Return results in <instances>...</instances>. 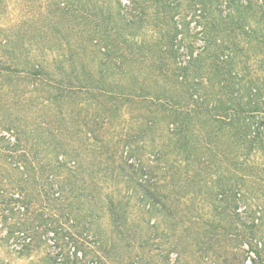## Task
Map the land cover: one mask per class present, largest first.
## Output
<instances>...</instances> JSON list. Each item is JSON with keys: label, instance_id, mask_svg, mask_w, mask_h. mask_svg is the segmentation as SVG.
Segmentation results:
<instances>
[{"label": "trees", "instance_id": "obj_1", "mask_svg": "<svg viewBox=\"0 0 264 264\" xmlns=\"http://www.w3.org/2000/svg\"><path fill=\"white\" fill-rule=\"evenodd\" d=\"M46 4L0 22V264H264V206L215 202L264 195V0Z\"/></svg>", "mask_w": 264, "mask_h": 264}, {"label": "rangeland", "instance_id": "obj_2", "mask_svg": "<svg viewBox=\"0 0 264 264\" xmlns=\"http://www.w3.org/2000/svg\"><path fill=\"white\" fill-rule=\"evenodd\" d=\"M26 1L27 0H7L6 1V6L1 10V17H0V22L9 24V23H16V22H20L23 19V15L26 14ZM47 0H44V12L48 10L47 4H46ZM33 12H39V7H38V3L33 4L32 2V9ZM2 36H0L1 38ZM54 55H56V51L55 50H48L47 52V58L48 61L51 62L52 58H54ZM5 78L1 79L0 78V87H1V83L3 82V87L0 89V95L1 93L4 96V102L1 105L0 108V112L1 115L4 117L3 122H0V133L4 134V136H9L11 130H9V128H11V112L13 111V97L11 95V84L9 83V81H7ZM151 152H149L148 154H144L142 155V159L147 161V164L149 163L148 158L150 156ZM154 163H152L151 165H153ZM92 168H85V170L82 171V173L79 175L80 177L83 176L84 178L87 177H93L95 178V180L99 181L100 187L104 188V194L107 192H111L113 189L115 190V194L119 197L125 195L126 193L129 192V194H131L134 191V188H128L127 187V182L125 179H122V181H120V183L118 185L115 184V182L112 180L114 176H112L111 174L107 175L108 179H105L103 177L104 171H98L99 169L96 168L95 171H97L96 173H93L94 176H92L90 174V172L92 171ZM149 174V173H148ZM90 175V176H88ZM102 177V178H101ZM119 178H122L119 177ZM111 179V180H110ZM164 183V182H163ZM113 186V187H112ZM119 189V191H117ZM134 197L131 203V208L133 210V212H140L141 213L144 212L143 210V206H145V202H139L137 201L138 197L140 196V193L137 191H134ZM142 194V192H141ZM143 196V194H142ZM205 197V196H202ZM238 202L234 201L232 202L231 199H222V200H216L215 202L218 203L220 205V210L223 211L225 210L223 213H218L219 217L221 218V222L226 223L227 220L229 218L232 219L233 217H237V213H240V217H243V219H245L247 217V215L249 214V208L252 207L251 209H259L258 215L262 214V212H260L261 207L264 206V195H259V193L257 194H249L248 198L244 199L239 197ZM241 198V199H240ZM137 204V205H136ZM249 205V207H248ZM238 207V208H237ZM136 210V211H135ZM206 213H208V216L211 214V209H205ZM147 215V213H144ZM150 215V214H148ZM159 215L158 214H153V219L152 222H156V219H158ZM210 218H213L212 215L209 216ZM149 218V216H148ZM213 221V220H212ZM102 223V222H101ZM103 228H107V221L105 219V221L102 224ZM162 228H168L167 225H165V223L161 224ZM232 232H235L234 230ZM229 242L234 243V240H229ZM230 245V244H229ZM170 247V246H168ZM168 247L166 249V251H164V255L167 254L169 252ZM247 249V246H244ZM182 249V248H181ZM4 250V248H3ZM5 251V250H4ZM236 253L238 255L244 254L245 252H243L241 249H239L238 251H236ZM155 254H158L155 256V259L153 260V262L151 264H163V263H159L158 259H164L163 255H159L158 251H155ZM247 255V253H245ZM17 254H13L12 257L8 256L9 258H11L12 264H29L30 263V259L28 258H15L17 257ZM176 253L172 252L171 253V259L167 264H173L175 263V259H176ZM242 256V255H241ZM15 258V259H12ZM36 262H38V260H35ZM247 264H252V262L247 259L246 260ZM210 261H207L205 263H201V264H210ZM182 264H185L184 261L181 260ZM39 264V262H38ZM137 264V263H135ZM150 264V263H148Z\"/></svg>", "mask_w": 264, "mask_h": 264}]
</instances>
